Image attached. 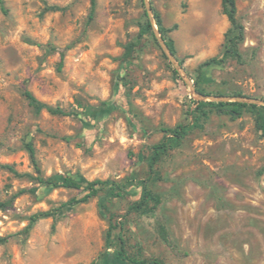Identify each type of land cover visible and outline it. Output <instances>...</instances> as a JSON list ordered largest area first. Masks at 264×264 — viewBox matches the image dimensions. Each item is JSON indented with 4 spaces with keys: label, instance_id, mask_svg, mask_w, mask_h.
Instances as JSON below:
<instances>
[{
    "label": "rangeland",
    "instance_id": "374dc122",
    "mask_svg": "<svg viewBox=\"0 0 264 264\" xmlns=\"http://www.w3.org/2000/svg\"><path fill=\"white\" fill-rule=\"evenodd\" d=\"M3 1L0 264H130L116 256L118 235L130 255L164 264H264V133L249 107L200 106L208 100L174 73L153 30L141 33L144 0ZM147 1L195 89L264 100V0H235L239 59L223 56L221 0ZM209 58L220 62L200 69ZM25 91L68 114L36 112ZM179 124L188 133L149 176L152 146ZM95 179L120 185V195L105 185L70 202ZM144 179L159 202L128 211Z\"/></svg>",
    "mask_w": 264,
    "mask_h": 264
},
{
    "label": "trees",
    "instance_id": "16d2710c",
    "mask_svg": "<svg viewBox=\"0 0 264 264\" xmlns=\"http://www.w3.org/2000/svg\"><path fill=\"white\" fill-rule=\"evenodd\" d=\"M92 6L94 5L95 0H90ZM221 6H222V11L226 15L228 21H229V28L225 32L226 39H227V46L224 52V57L225 56H233L237 59L240 58V53L237 48V43L241 41L244 37V27L243 25L239 22V20L236 17V2L235 0H221ZM0 7L3 11L4 9V1L0 0ZM153 16L155 23L158 27L159 32L162 34V36L165 38V33L169 31L170 29L165 28L162 24V20L160 15L156 12L153 11ZM152 23L149 20V18L146 19V22L144 26L141 28V33H144L146 31H149L152 33ZM165 42L172 54H175V48L173 44V40L171 38H165ZM130 47L126 48V51L124 52L125 56L129 53ZM220 60H217L216 58H209L205 61H203L200 64V69L204 66H208L212 63H218ZM181 63V62H180ZM174 73L177 76H180L178 71L176 69H173ZM196 90L201 93V94H206L204 93L203 90L196 88ZM25 96L29 100L30 105L34 108L36 112H40L43 108H45L48 112L52 114H60V115H66L68 114L66 111L61 109L60 107H52L48 106L42 102H40L31 92L25 91ZM200 106H206L209 105L210 107H215L217 109H222V110H228V112L233 113V114H240L241 110L243 107H249L251 111L253 112L255 116V121L257 128L260 129L264 133V106L263 105H256L253 103H246V102H239V101H230V102H212V101H205V102H198ZM200 107V108H201ZM203 114H206L205 111H203ZM190 128V125L188 124H179L176 127L172 129H165L166 132H168V135H164L163 139L155 143L152 146V152L149 157L148 161V171H149V176L154 173L155 171V164L161 157V155L166 152L169 148L172 146L178 145L180 141L186 136L188 133V130ZM26 148L28 150L29 156L32 160V162L35 165V170L39 172V168L36 166V162L34 159V148L31 144H27ZM16 175L18 176H27L28 174H21L17 173L16 171H13ZM35 179L42 184H51L53 186H62L65 188H80L82 185L74 180L73 178L69 176H65L61 179V181H53L50 179H45L41 176L35 177ZM148 179L142 180L141 183V188H142V193L141 196L138 200L134 201L132 204L129 205L128 211L130 210H143L148 206L150 202H153L154 205L158 204V199L156 195L152 192L151 188L147 184ZM108 185L109 189L112 190L115 194V196H119L120 192L122 190L121 186L113 183L111 180L106 179V180H100V179H95L92 181L87 182L85 185H83V188L85 189V194L80 198V199H72L70 202H78V201H86L89 198L95 196L100 188L103 186ZM32 190V189H31ZM25 189H21L18 192H24ZM0 205H4L3 202H0ZM48 212H43V213H38L34 214L31 217V223L36 221L37 218L40 216H46L48 215ZM113 227H110L107 230L106 233V242L109 243L110 237H111V229ZM119 239V248L116 251V256L118 259L126 261L130 264H164L161 260L158 259H152V260H147L144 258H136L132 255H130L125 248V242L122 238L121 235H118ZM7 236H1L0 235V244L6 242Z\"/></svg>",
    "mask_w": 264,
    "mask_h": 264
},
{
    "label": "water",
    "instance_id": "95a60500",
    "mask_svg": "<svg viewBox=\"0 0 264 264\" xmlns=\"http://www.w3.org/2000/svg\"><path fill=\"white\" fill-rule=\"evenodd\" d=\"M145 2V6H146V13L147 16L149 18V20L152 23V30L153 33L159 43V45L161 46V48L163 49L164 53L167 55V57L169 58L170 62L172 63L174 69H176L179 73L180 76H183L184 80L186 81V83L189 85L191 91L193 94H195L196 96H198L199 98L203 99V100H208V101H217V102H230V101H239V102H246V103H253V104H261L264 105V100H258L255 98H249V97H244V96H234V97H229V96H215V95H205V94H201L199 93L195 87L193 86V84L190 83V79L189 77L186 75V73L184 72V69L182 67V65L176 60L175 55L172 54L165 42V40L163 39L161 33L158 30V27L155 23L154 20V16H153V12L151 9V6L149 4V2L147 0H144Z\"/></svg>",
    "mask_w": 264,
    "mask_h": 264
}]
</instances>
